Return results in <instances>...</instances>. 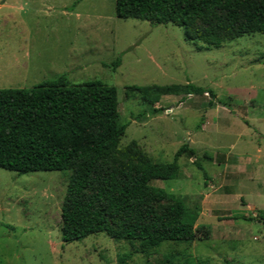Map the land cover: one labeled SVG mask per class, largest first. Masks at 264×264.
<instances>
[{"label":"rangeland","instance_id":"1","mask_svg":"<svg viewBox=\"0 0 264 264\" xmlns=\"http://www.w3.org/2000/svg\"><path fill=\"white\" fill-rule=\"evenodd\" d=\"M116 0H0V88H30L66 73L118 90L120 147L173 161L153 185L198 211L195 237L145 250L105 232L65 242L61 213L72 170L0 168V264H264V34L211 46L183 27L120 18ZM121 56L116 69L110 64ZM109 64V65H105ZM212 88L165 95L152 113L129 85ZM213 102V105H210Z\"/></svg>","mask_w":264,"mask_h":264},{"label":"trees","instance_id":"2","mask_svg":"<svg viewBox=\"0 0 264 264\" xmlns=\"http://www.w3.org/2000/svg\"><path fill=\"white\" fill-rule=\"evenodd\" d=\"M120 18L184 28L189 41L221 46L246 34H264V0H116ZM118 56L110 65L116 69ZM109 65V64H105ZM212 88L185 85H129L152 113L165 95L204 94ZM213 105V102H210ZM118 90L101 80L70 84L67 74L30 88H0V168L18 173L72 170L61 213L63 241L105 232L116 240L139 241L145 250L195 237L198 211L161 187L156 179L179 175L178 158L153 162L146 153L120 147Z\"/></svg>","mask_w":264,"mask_h":264}]
</instances>
